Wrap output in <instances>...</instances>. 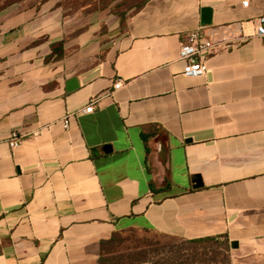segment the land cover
I'll return each instance as SVG.
<instances>
[{
    "label": "crops",
    "instance_id": "0c3cea01",
    "mask_svg": "<svg viewBox=\"0 0 264 264\" xmlns=\"http://www.w3.org/2000/svg\"><path fill=\"white\" fill-rule=\"evenodd\" d=\"M244 1L0 0V264H100L133 231L264 260V0ZM198 28L219 47L192 78Z\"/></svg>",
    "mask_w": 264,
    "mask_h": 264
},
{
    "label": "rangeland",
    "instance_id": "374dc122",
    "mask_svg": "<svg viewBox=\"0 0 264 264\" xmlns=\"http://www.w3.org/2000/svg\"><path fill=\"white\" fill-rule=\"evenodd\" d=\"M106 264H264L237 258L225 245L191 244L147 231H133L108 247Z\"/></svg>",
    "mask_w": 264,
    "mask_h": 264
},
{
    "label": "built area",
    "instance_id": "2783aa9c",
    "mask_svg": "<svg viewBox=\"0 0 264 264\" xmlns=\"http://www.w3.org/2000/svg\"><path fill=\"white\" fill-rule=\"evenodd\" d=\"M248 0L244 1V6H247ZM256 36L260 37L264 41V10L256 20ZM219 45L215 40L207 36L202 28L192 30L187 34L186 40L181 44L180 58L185 62L183 74L188 77L197 78L205 75L209 66L207 63L208 58L217 50ZM123 86V81L118 80L115 82V89H119ZM96 99H92L86 106V112H93L96 108ZM69 114L64 122L68 127L70 123ZM22 141V137L18 131H13L9 137V145L12 149L19 146Z\"/></svg>",
    "mask_w": 264,
    "mask_h": 264
},
{
    "label": "trees",
    "instance_id": "16d2710c",
    "mask_svg": "<svg viewBox=\"0 0 264 264\" xmlns=\"http://www.w3.org/2000/svg\"><path fill=\"white\" fill-rule=\"evenodd\" d=\"M147 134H144V139L145 141L148 139ZM166 186H168V183L166 184ZM157 234V233H155ZM160 235V234H158ZM121 238H114L113 240H119ZM186 241L187 243H191V244H203V243H207V242H214L217 243L219 245H225L226 247H228L231 250V245L229 243V240L226 236L222 235V236H212V237H205V238H198V239H189V240H185V239H181ZM108 260L107 257L101 258L100 264H106L105 262Z\"/></svg>",
    "mask_w": 264,
    "mask_h": 264
},
{
    "label": "water",
    "instance_id": "95a60500",
    "mask_svg": "<svg viewBox=\"0 0 264 264\" xmlns=\"http://www.w3.org/2000/svg\"><path fill=\"white\" fill-rule=\"evenodd\" d=\"M203 13H204V15H203V22L204 23H211V13H212V10H211V8H204L203 9ZM75 81V80H74ZM74 85H76V83H74ZM202 182H201V180L199 181V185H202L201 184Z\"/></svg>",
    "mask_w": 264,
    "mask_h": 264
}]
</instances>
